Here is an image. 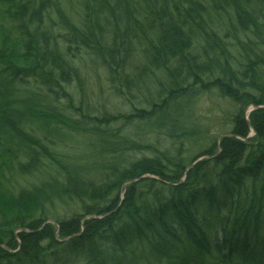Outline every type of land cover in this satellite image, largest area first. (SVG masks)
<instances>
[{
	"label": "trees",
	"instance_id": "1",
	"mask_svg": "<svg viewBox=\"0 0 264 264\" xmlns=\"http://www.w3.org/2000/svg\"><path fill=\"white\" fill-rule=\"evenodd\" d=\"M78 5L77 22L58 12V40L41 23L47 0H0V181L42 174L0 187V264H264V0ZM82 51L120 103L89 101L70 59ZM200 87L228 101L231 127L185 159ZM118 104L130 113L111 114ZM134 119L166 144L122 135ZM65 130L87 151L49 149ZM57 201L79 210L54 230Z\"/></svg>",
	"mask_w": 264,
	"mask_h": 264
},
{
	"label": "rangeland",
	"instance_id": "2",
	"mask_svg": "<svg viewBox=\"0 0 264 264\" xmlns=\"http://www.w3.org/2000/svg\"><path fill=\"white\" fill-rule=\"evenodd\" d=\"M33 1L36 3L37 0H33ZM47 1L51 7L50 9L51 14L49 16L46 15L44 18H42L41 23L44 26L43 28L48 30L53 37H56L58 40H60L61 20L58 17L59 14L61 15L62 13L66 17H69V19H71L72 21L77 22V19H79L78 15L81 14L82 8L81 6L78 5V0H47ZM54 6H56L57 8H55ZM224 28H225L224 32L230 35L231 31L227 32L226 30L227 27H224ZM236 28L237 27L234 24V30ZM241 38L244 39V37H241ZM249 38L254 40L253 38L255 37H249ZM243 39L241 40L244 41L245 39L244 40ZM256 39L258 40V38ZM229 40L235 42L234 39L232 38H229ZM238 47L240 48L239 45ZM250 49L254 50L255 46L251 44V46H249V50ZM240 50H242V48ZM235 58L237 59V57ZM70 59H72L73 60L72 62H74V64L80 69L81 76L84 78L83 81L81 82L83 86V92L86 95H91V96H88L89 101H93L95 106L98 109L99 108L103 109L101 107L102 105L104 106V108H106L109 106V104H112L115 102L120 103L119 101L121 99L116 98L112 94V91L114 90L113 89L111 90L108 82L105 81V77H102V73H103L102 68L98 65L97 62L93 61L94 59L92 60L90 55L85 54L82 51V54H77L73 58L70 57ZM134 63L136 64L138 63V61ZM206 82H207V79L205 83ZM91 87L94 89H91ZM208 87L209 85L207 84L204 87V89ZM156 88L158 89V87ZM200 88H201L202 93L196 99H193L194 102H193V106L191 108L192 111L189 117L192 120L193 125L195 126V130L191 134L187 144L184 143V148H182V155L185 157V159L192 158L194 154L198 153L200 150H202V148H206L212 139L214 140V138H216L215 140H217L231 127V122L228 118L229 115L227 114V111L231 112V106L228 104V101L224 99L215 89L211 88V89L202 90L203 88L202 87ZM141 90L144 91L143 93L144 95L145 93L148 92L147 89L141 88ZM79 92L81 93L80 88H79ZM118 105L117 107L114 108L115 111L109 110V112L115 115H117V113L119 114L127 113V112L130 113L129 111H131V106L129 105L121 106L120 104ZM145 108L147 110L150 109V107L149 108L145 107ZM252 108L253 107L250 106L248 108V111L251 110ZM85 110L86 108H84V111ZM137 120L139 119H134L126 126L124 125L120 131L121 134L122 135L125 134L128 136L127 133H129L130 136H133L135 138L138 137V139L144 140L143 143H147V141L148 143H154L155 139L158 137V140L162 144H166L167 141L163 137L162 133H160V130H158L156 127H152V125H149L147 123L140 122ZM120 125H121L120 123L116 122V123H112L110 127L115 129L117 127H120ZM32 128L36 131V133L39 136L42 135L41 126L35 123L32 125ZM44 133L48 135L47 132H44ZM49 136L50 137H48V139H50L51 142L50 143L46 142V144L48 145L49 149L56 152L57 154H60L61 150L66 153H76V154H79V152L81 151L83 152L87 151L85 144L88 143L89 141L86 142L85 135H82L80 133H74V132L70 133L68 132V130H65L62 132L60 131L52 132V136L51 135ZM130 150H131L130 151L131 153L135 154L134 149H130ZM139 152L149 153V151L144 150L143 148L139 149ZM39 174L38 173L35 174L34 172V175H28L22 178L16 177L14 178V180L12 179L7 182L6 180L0 181V187L1 185H5V190L10 192L9 195H13L14 191H16V189H18L19 186L24 185L25 187V185L36 183L38 181V178L42 175V174L40 175ZM78 210H79V205L74 204L72 202H68V203H63L61 201L54 202V205L49 208V212H48L49 220L48 221H50L51 224L53 223L52 225L54 227V230H56L57 228L56 220L57 219H60L63 216H66L69 218L71 213L76 212ZM55 238L58 241L61 240L59 238L58 231L55 232ZM56 249L57 248L53 249V252H55L56 254L58 252V254H60L61 251L59 252V250H56ZM53 257L51 259H53ZM60 257H61V254H60ZM86 263L87 262L83 260L71 262V264H86Z\"/></svg>",
	"mask_w": 264,
	"mask_h": 264
}]
</instances>
